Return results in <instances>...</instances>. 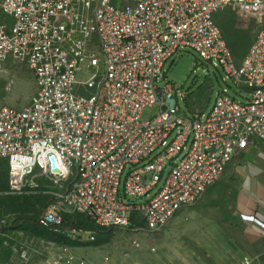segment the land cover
Segmentation results:
<instances>
[{
    "label": "built area",
    "instance_id": "obj_1",
    "mask_svg": "<svg viewBox=\"0 0 264 264\" xmlns=\"http://www.w3.org/2000/svg\"><path fill=\"white\" fill-rule=\"evenodd\" d=\"M230 5L261 18L239 62L215 20ZM0 9L11 18L0 23V69L22 61L34 81L25 106L0 105V160L11 192L49 195L41 225L80 213L99 228L158 233L236 154L264 142V0H0ZM184 49L221 68L243 100L222 91L208 111H182L165 63ZM38 176L54 187L37 186ZM7 222L0 264H116L109 252L96 263L78 246L5 232ZM71 237L93 242L96 233Z\"/></svg>",
    "mask_w": 264,
    "mask_h": 264
},
{
    "label": "rangeland",
    "instance_id": "obj_2",
    "mask_svg": "<svg viewBox=\"0 0 264 264\" xmlns=\"http://www.w3.org/2000/svg\"><path fill=\"white\" fill-rule=\"evenodd\" d=\"M128 2L129 0H112L115 6ZM215 20L222 29L235 61L239 62L246 55L261 25V18L257 14L244 13L235 5H230L219 10L215 14ZM2 22L9 24L11 18L0 9V23ZM165 71L166 81L173 86V96L178 107L189 116L197 110L208 111L216 95L222 91L237 100H243L239 93L240 88L234 80L228 78L221 68H215L202 60L191 49L178 51L165 63ZM33 90V76L28 66L22 61L9 58L0 69V105L21 108L29 102ZM154 113L155 108L146 109L143 119H148ZM253 148L248 151L263 153L264 142L256 141V149ZM34 182L40 187H54L49 177L38 176ZM27 195L29 194L13 193L9 190L7 162L1 161L0 219H6L10 223L20 217L36 219L45 208L46 202L40 197ZM190 221V209L185 208L158 233L152 234L146 227L141 228L139 223L131 228L113 227L108 233L102 234L95 245L78 246L75 250L82 255H88L96 263H101L104 253L109 252L116 264H178L175 258H180L183 264L186 245L199 247V240H187L191 235L200 232L199 228H190ZM25 235L34 233L26 230ZM134 238L140 242L141 248L138 250L130 245V240ZM124 251H129L126 258L123 256Z\"/></svg>",
    "mask_w": 264,
    "mask_h": 264
},
{
    "label": "crops",
    "instance_id": "obj_3",
    "mask_svg": "<svg viewBox=\"0 0 264 264\" xmlns=\"http://www.w3.org/2000/svg\"><path fill=\"white\" fill-rule=\"evenodd\" d=\"M250 148L256 149L236 154L220 179L185 207L190 228L200 232L187 239L199 240V247L186 245L183 264H264V228L258 222L264 223V152Z\"/></svg>",
    "mask_w": 264,
    "mask_h": 264
},
{
    "label": "trees",
    "instance_id": "obj_4",
    "mask_svg": "<svg viewBox=\"0 0 264 264\" xmlns=\"http://www.w3.org/2000/svg\"><path fill=\"white\" fill-rule=\"evenodd\" d=\"M1 161L6 160H0V162ZM27 196L40 197L44 199V201L46 202L45 208L34 220L20 217L16 218L12 223L8 221L7 224L3 226L5 232H13L19 230L25 232L27 230L32 231L34 233V235H29L30 237L54 242L59 245L88 246L95 245L98 238L101 237L102 234L108 233L113 228H99L92 222V220L88 216L80 213L65 214L63 216L62 223L59 225L43 226L39 223V216L46 209L47 205L50 202L49 195L43 194L41 192H35ZM73 229L94 231L96 233V238L93 242H80L76 239H72L71 232ZM9 253V248L3 245V240L2 238H0V260L5 261L9 257Z\"/></svg>",
    "mask_w": 264,
    "mask_h": 264
},
{
    "label": "water",
    "instance_id": "obj_5",
    "mask_svg": "<svg viewBox=\"0 0 264 264\" xmlns=\"http://www.w3.org/2000/svg\"><path fill=\"white\" fill-rule=\"evenodd\" d=\"M51 159H52V161L54 160V158H53V157H52ZM53 166H54V165H53Z\"/></svg>",
    "mask_w": 264,
    "mask_h": 264
}]
</instances>
